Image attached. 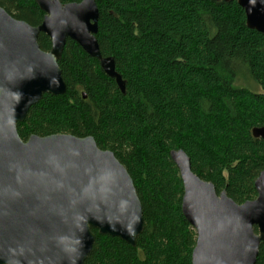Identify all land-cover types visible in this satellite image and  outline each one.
<instances>
[{"label": "trees", "instance_id": "trees-1", "mask_svg": "<svg viewBox=\"0 0 264 264\" xmlns=\"http://www.w3.org/2000/svg\"><path fill=\"white\" fill-rule=\"evenodd\" d=\"M0 6L34 27L45 17L34 0ZM98 9L100 51L114 58L125 93L68 40L59 61L66 93L45 94L19 135L93 137L132 177L145 221L136 246L94 230L84 264H192L197 234L183 216L170 153L183 150L193 172L237 204L257 198L264 140L252 131L264 127V34L247 27L236 0H101ZM38 43L51 50L45 34ZM256 264H264V241Z\"/></svg>", "mask_w": 264, "mask_h": 264}, {"label": "water", "instance_id": "water-1", "mask_svg": "<svg viewBox=\"0 0 264 264\" xmlns=\"http://www.w3.org/2000/svg\"><path fill=\"white\" fill-rule=\"evenodd\" d=\"M34 1L45 13L38 27L0 6V264H84L94 230L136 246L145 221L134 181L93 137L32 136L25 142L18 124L45 94L66 93L59 61L68 40L97 59L123 93L126 85L96 38L100 0ZM236 1L247 27L264 34V0ZM42 33L51 40L50 52L40 48ZM252 134L264 140V127ZM170 155L183 183V216L197 234L192 264H256L264 241V172L255 182L257 198L237 204L198 177L183 150Z\"/></svg>", "mask_w": 264, "mask_h": 264}, {"label": "bare ground", "instance_id": "bare-ground-1", "mask_svg": "<svg viewBox=\"0 0 264 264\" xmlns=\"http://www.w3.org/2000/svg\"><path fill=\"white\" fill-rule=\"evenodd\" d=\"M101 1V0H100ZM36 3V2H35ZM62 3V2H61ZM38 6V5H37ZM97 6H98V3H97ZM42 11V10H41ZM43 12V11H42ZM44 13V12H43ZM45 14V13H44ZM19 21V20H18ZM43 34V33H42ZM41 35V34H40ZM50 39V38H49ZM51 48H52V45H51ZM51 51V50H50ZM49 51V52H50ZM101 66V65H100ZM102 69V68H101ZM104 72V71H103ZM119 74V73H118ZM124 81V80H123ZM118 86V85H117ZM67 87V86H66ZM119 88V87H118ZM121 91V90H120ZM122 92V91H121ZM123 93V92H122ZM84 97V99H86V95L85 96H83ZM171 154V153H170ZM171 156V155H170ZM126 168V167H125ZM264 172V171H263ZM262 173V172H261ZM180 174V173H179ZM259 178V177H258ZM257 178V179H258Z\"/></svg>", "mask_w": 264, "mask_h": 264}]
</instances>
